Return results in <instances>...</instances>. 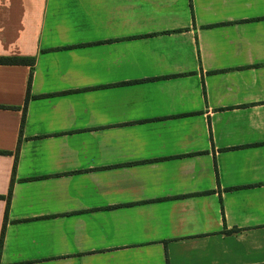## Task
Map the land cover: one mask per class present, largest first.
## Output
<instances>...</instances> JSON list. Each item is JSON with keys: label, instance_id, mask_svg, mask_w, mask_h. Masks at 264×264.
I'll use <instances>...</instances> for the list:
<instances>
[{"label": "crops", "instance_id": "crops-1", "mask_svg": "<svg viewBox=\"0 0 264 264\" xmlns=\"http://www.w3.org/2000/svg\"><path fill=\"white\" fill-rule=\"evenodd\" d=\"M0 59V264H264V0H0Z\"/></svg>", "mask_w": 264, "mask_h": 264}, {"label": "trees", "instance_id": "trees-1", "mask_svg": "<svg viewBox=\"0 0 264 264\" xmlns=\"http://www.w3.org/2000/svg\"><path fill=\"white\" fill-rule=\"evenodd\" d=\"M17 62H23L22 60H16V59H0V63L4 64H14V63H17ZM34 63H35V60L33 59L32 60V64L30 65L32 67V72L30 74V77H29V86L32 82V73H33V66H34ZM12 187L13 185H11V188H10V192H9V195L7 197V210H9V205H10V200H11V195H12ZM4 236V234H3ZM3 236H2V239H3ZM1 250H2V242L0 243V255H1Z\"/></svg>", "mask_w": 264, "mask_h": 264}]
</instances>
